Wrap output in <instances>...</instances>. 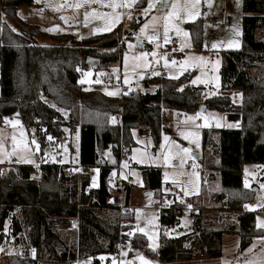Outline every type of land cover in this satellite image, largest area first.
Here are the masks:
<instances>
[{"label": "trees", "instance_id": "1", "mask_svg": "<svg viewBox=\"0 0 264 264\" xmlns=\"http://www.w3.org/2000/svg\"><path fill=\"white\" fill-rule=\"evenodd\" d=\"M33 3L0 0V124L15 116L27 130L35 128L33 137L39 142L37 167L0 163V244H14L20 252L9 255L6 263L65 264L91 257L98 264V255H109L117 244L123 247L129 243L166 264L191 260L196 245L205 246L207 258L220 256L223 232L238 235L237 254L253 238L264 236V229L255 227L253 212L244 209L251 190L242 183L245 163L264 164V0H242L241 47L222 53L220 93L213 95H206L203 86L191 85L188 73L177 78L146 77L144 90L120 96H108L98 86L84 89L79 83V68L95 71L118 61V35L108 32L76 39L70 34H51L55 42L74 45L39 44L36 38L45 35L43 29L17 14L19 7ZM186 25L199 50L200 23ZM88 56L98 61L87 64ZM37 92L48 101L38 98ZM232 92H240L238 102L232 100ZM202 105L238 115V126L217 130L213 149L217 161L205 163L219 174V188L208 197L211 206L236 212L235 221L212 226L196 212L190 232L167 237L165 230L177 224L181 214L180 204L171 203L159 209V246L152 254L142 234H130L132 217L125 210L131 184L116 178V191L123 193L124 200L108 202L112 170L134 144L133 128L145 127L157 145L161 132H170L164 124L166 110L195 113ZM112 115L118 117L111 121ZM76 129L79 144L76 161H72L79 170L60 176L59 168L70 169L71 159L66 163L43 161V155L49 154L44 151L46 137L64 145L70 156L73 146L69 135ZM211 131L201 130L202 149L211 142ZM5 165L9 166L4 172ZM90 167L98 168L97 187L89 186ZM37 169L39 178L35 179L32 175ZM141 178L145 190L162 196L159 167H142ZM50 217L72 219L76 224L74 237L48 228Z\"/></svg>", "mask_w": 264, "mask_h": 264}, {"label": "rangeland", "instance_id": "2", "mask_svg": "<svg viewBox=\"0 0 264 264\" xmlns=\"http://www.w3.org/2000/svg\"><path fill=\"white\" fill-rule=\"evenodd\" d=\"M153 2L156 6L145 14L144 9L148 7L149 0H134V2L133 0H39V2L34 0L31 6L19 7L17 14L25 22L38 25L43 29L45 35L36 38V42L42 45H74L70 42H55L52 40L51 34H70L76 39L108 32L118 35L117 51L121 54L118 61L110 63L104 69L95 71L91 67L79 68V83L84 89L97 88L98 86L108 96H120L125 93L121 88H127L128 91L144 90L142 83L144 78L161 75L153 71V67L159 65L165 70V73L162 74L165 77L177 78L188 73L190 84L205 87L206 95L220 93L219 70L222 53L241 47L242 0H212L211 8L208 7L205 0H200L195 9L200 15L195 19H190L183 11L187 0H168L166 6L162 5L159 0H153ZM173 2L178 4L181 11L179 18L173 17L169 20L168 40L165 42L163 17L171 10ZM153 17H157V19L153 21ZM194 21L200 23L199 50L195 48L186 25ZM144 25H147V28L141 32ZM105 28H110V30L105 31ZM48 29L53 30L48 31ZM262 35L263 32L259 33V36ZM153 36L155 38L150 39ZM138 40L143 42L145 47H138L136 45ZM229 41L236 42L238 47L229 46ZM172 43L175 44L174 47L171 45ZM214 43L217 45L216 48L212 47ZM200 57L204 59L201 60ZM103 72L112 75L117 84L110 85L105 82L102 78ZM193 81L196 82L193 83ZM109 93L115 94L110 95ZM36 94L38 98H44L39 92ZM231 97L233 101H239L240 92L236 94L232 92ZM226 114L205 108L195 113H182V119L179 120L178 111L168 109L165 111L164 124L170 128V132L162 131L160 142L157 145L153 143L150 136L139 134L138 129L133 130L134 144L129 151H125L126 159L122 158L119 166L112 170L110 184L113 189H111L110 196H119L120 202L124 200L123 193L116 191V186H118L115 184L116 178L126 180L131 184L128 206L125 210L132 217L133 227L130 234L133 232L142 234L146 239L147 248L152 254H156L159 246V208L155 207L154 203L160 197L168 203H176L181 206L178 223L165 230L167 237H177L182 233L190 232L195 213L192 208L199 209L201 205L204 207L201 210L202 217L208 220L212 226H222L235 221L236 212L215 209L211 206L208 197L219 188V174L214 169H208L205 166V163L216 162V157L213 154L215 133L224 125L230 124ZM117 117V115H112L110 120ZM16 119L15 116H9L10 122L0 125V161L15 157L16 161H22V163H28L26 161L31 160L33 162L28 164H34L37 167L39 142L33 137L35 128L27 130L24 125H15L11 121ZM198 119H201V122H198ZM202 129H212L211 142L204 148L206 151H202L201 146ZM77 132L78 129L70 133L69 138L72 142L76 139ZM28 134L31 135V143L33 139L35 140L33 144L36 149L34 150H31L27 145ZM13 137H15V141ZM48 137L49 135L45 142L51 146V151L49 154L43 155V161H68L62 157V152L66 147L59 145L54 138L49 140ZM25 145L28 147L25 148ZM184 149H188V151L184 152ZM9 153L12 155L10 156ZM196 155H199V158ZM72 160L69 170L76 172L79 169L73 167ZM125 160L129 161L132 166L126 167ZM9 163L14 164V161ZM185 164L188 166L187 168H184ZM150 166H157L161 169L159 190L162 196L160 197L154 191L146 192L147 190L143 187L141 168ZM7 169L8 167L5 165L3 171L5 172ZM90 172L92 173L93 170ZM242 173L243 186L251 190V196L246 205L252 207L247 209L253 212L255 227H257L259 222L264 221V187H262L264 186V164L245 163ZM32 176L35 179L39 178L38 169ZM93 177H95V181H93ZM90 178L95 185L96 175L92 174ZM245 181H247V186H245ZM147 203H151L152 206H147ZM75 232V230L67 231L65 235L72 238ZM238 241L237 234L223 232L220 256L215 258H207L205 255L193 256L191 260H175L166 264H246V262L261 264L264 261V236L253 238L252 243L239 254L236 253ZM116 246L120 249V257L112 253L109 255L100 254L98 255V264H144V261L160 264L155 256L141 248L131 246L129 243L123 247L120 244ZM0 249H2L0 250V264H7L6 258L9 255L20 253L14 248V244L5 242L0 244ZM107 256L109 261H107ZM81 260L83 264H94L91 257ZM37 264L49 263L39 262ZM65 264H75V262Z\"/></svg>", "mask_w": 264, "mask_h": 264}, {"label": "built area", "instance_id": "3", "mask_svg": "<svg viewBox=\"0 0 264 264\" xmlns=\"http://www.w3.org/2000/svg\"><path fill=\"white\" fill-rule=\"evenodd\" d=\"M171 45L173 47L175 46L174 43H172ZM153 71H156V72L160 73L161 75L165 73V70L159 65H155L153 67ZM146 74L148 75L147 72H146ZM102 78L105 80V82H107L110 85H116L117 84V81L114 80L112 75H110L108 73L103 72L102 73ZM121 90L124 91V92L128 91L127 88H121ZM128 92H130V91H128ZM227 120L229 122L230 121L231 122L232 121L235 122V121L238 120V115L229 113L228 116H227ZM198 122H201V119H198ZM143 135H149V131L148 130H144L143 131ZM30 139H31V135L28 134L27 145L29 146V148L31 150H34V149H36V146L33 143H31ZM62 156L64 158H66V159L69 158V154L66 151H64L62 153ZM122 158L126 159V156L123 154ZM37 162H38V156H37ZM125 166L126 167H131L132 164L129 161H126L125 162ZM187 167L188 166L185 164L184 168H187ZM90 168L87 169L88 172H89ZM68 170H69L68 167H64V166L60 167L59 168V175L60 176H66L68 174ZM64 184H65V182H64ZM108 202H110V203H119L120 202L119 201V196H115V197L109 196L108 197ZM170 204L171 203H168L165 199L159 198V200L154 203V206L160 209V208H166ZM190 205H193V204L190 203ZM147 206H152V204L151 203H147ZM192 209L196 213V212H201V210H203L204 207L201 205V207L199 209H195V208H192ZM47 227L52 229V230H57V231H73V230H76L75 222L72 219L65 218V217H50V218H48L47 219ZM191 253L194 256H202L205 253V246L204 245H196V246L192 247ZM112 254L120 257V249H119L118 246H115L113 248ZM124 259L127 260V258H124ZM74 262H75V264H83V261L81 259H77V258L74 260Z\"/></svg>", "mask_w": 264, "mask_h": 264}, {"label": "snow or ice", "instance_id": "4", "mask_svg": "<svg viewBox=\"0 0 264 264\" xmlns=\"http://www.w3.org/2000/svg\"><path fill=\"white\" fill-rule=\"evenodd\" d=\"M37 2H39V0H37ZM134 2V0H133ZM159 2L162 4V5H167L168 3V0H159ZM205 2L207 3L208 7L211 8L213 5H212V0H205ZM200 3V0H187L184 8H183V11H185L188 15V17L190 19H195L198 15H200V13L198 11H195V9L197 8V5H199ZM156 4L153 2V0H149V3H148V7L146 9H144V13L147 14L153 7H155ZM77 7H79V5H77ZM181 11V8L178 6L177 3L173 2L172 3V8L171 10L163 17L164 21H165V24H164V39H165V42H167L168 40V22L171 18L173 17H176V18H179V13ZM157 19V17H153V21H155ZM117 21H118V18H117ZM147 28V25H144V27L141 28V32H144L145 29ZM53 29H48V31H52ZM105 31H108L110 30V28H105L104 29ZM185 35H187V33H185ZM155 37H150V39H154ZM131 47V45H129ZM229 46H236L238 47V44L234 41H229ZM213 48H216L217 45L214 43L212 45ZM143 55V54H142ZM153 55H155V53H153ZM126 59V58H125ZM199 59L203 60L204 58L203 57H200ZM196 81H193V83H195ZM110 95H114L115 93H109ZM10 121L8 120V118H5V123H9ZM12 123L14 124H19V120H15V121H11ZM230 127L231 126H234V125H229ZM49 140H52L53 138L51 136L48 137ZM165 139H167V137H165ZM13 140L15 141V137H13ZM32 143H35V140L33 139ZM28 146L25 145V148H27ZM37 148H38V145H37ZM15 151V150H14ZM184 152H187L188 149H184L183 150ZM9 155L11 156L12 153H9ZM26 162L28 163H32L33 161L31 160H27ZM195 166V165H194ZM167 176V174H165ZM93 181H95V177H93ZM245 186H247V181H245ZM264 187V186H262ZM187 195V192L185 193ZM190 207V206H189ZM246 208H249V207H252V206H249V205H245ZM7 228V225L5 226ZM257 227L258 228H264V221H261L257 224ZM141 231H143L141 229ZM151 239V237H150ZM2 250V249H0ZM249 251H251V249H249ZM35 252V250H33V253ZM144 264H151V262L149 261H144ZM246 264H251V262H246ZM261 264H264V261L261 262Z\"/></svg>", "mask_w": 264, "mask_h": 264}, {"label": "crops", "instance_id": "5", "mask_svg": "<svg viewBox=\"0 0 264 264\" xmlns=\"http://www.w3.org/2000/svg\"><path fill=\"white\" fill-rule=\"evenodd\" d=\"M18 11V10H17ZM237 92H235V94H236ZM240 98V97H239ZM234 102H238V101H234ZM223 113H226V112H223ZM228 114L229 113H227L226 114V116H228ZM178 118H179V120L180 119H182V113L181 112H179L178 111V116H177ZM17 120V119H16ZM198 121V120H197ZM20 122V121H19ZM230 124L229 125H234L235 127L236 126H238V124H239V120H237V121H235V122H229ZM1 125V124H0ZM15 125H23L21 122L19 123V124H15ZM229 125H224V126H229ZM134 129H138V133L139 134H141V135H143V131L144 130H146L145 128H142V129H140V128H133L132 130H131V132H132V136H133V130ZM145 136H149V135H145ZM72 142V141H71ZM78 144H79V138H78V132H77V137H76V139L72 142V146H73V152H72V154L69 156L70 158H64L63 156V159H66V160H70V159H74L75 161H76V158H77V150H78ZM47 153H50V151H51V146L48 144L47 146ZM64 151H66V152H68L66 149H64L63 150V152ZM202 151H206V149H202ZM46 152V151H45ZM62 152V153H63ZM196 156H198V158H199V155H196ZM216 157V156H215ZM7 158V157H6ZM12 160L14 161V163H22V161H16V158L15 157H10V158H8V159H5V160H3V161H0V163H9V162H12ZM68 161H65V162H63V163H66V162H68ZM216 161H217V157H216ZM61 163V162H60ZM34 165V164H33ZM9 165H6V167H8ZM77 169V168H76ZM79 169V168H78ZM93 170V172L91 173L90 171H92ZM89 174H90V177L92 176V174H95L96 175V183H95V185H93V183H92V181H91V178H90V185L89 186H91V187H97V185H98V168L97 167H91L90 168V170H89ZM217 190V189H216ZM146 192H150V191H146ZM244 209L245 210H248L245 206H244ZM206 218H208V217H206ZM226 218V217H225ZM223 234V233H222ZM192 254V253H191ZM204 255H205V253H204ZM193 256L194 255H192V258H193ZM197 257V256H196Z\"/></svg>", "mask_w": 264, "mask_h": 264}, {"label": "water", "instance_id": "6", "mask_svg": "<svg viewBox=\"0 0 264 264\" xmlns=\"http://www.w3.org/2000/svg\"><path fill=\"white\" fill-rule=\"evenodd\" d=\"M136 45L138 46V47H145V44L143 43V42H141V41H137L136 42ZM96 61H98V59L97 58H94V57H90V56H88L87 58H86V63L87 64H91V63H94V62H96ZM205 109V106L204 105H202L200 108H199V111H202V110H204ZM47 147H45L44 148V151H46V153H47ZM197 158H198V156H196Z\"/></svg>", "mask_w": 264, "mask_h": 264}]
</instances>
